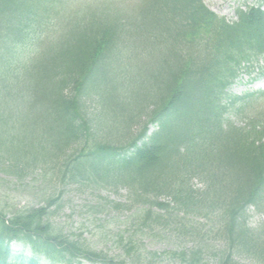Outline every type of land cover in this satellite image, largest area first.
I'll return each instance as SVG.
<instances>
[{"label":"trees","instance_id":"1","mask_svg":"<svg viewBox=\"0 0 264 264\" xmlns=\"http://www.w3.org/2000/svg\"><path fill=\"white\" fill-rule=\"evenodd\" d=\"M82 1L0 0V173L37 168L53 189L123 191L111 206L132 210L141 232L188 234L201 217V244L157 254L118 238L120 256L108 260L51 220L52 193L43 207L0 211V264H203L211 237L221 245L213 264H264V229L247 227V208L264 210V115H248L264 92H228L241 70L264 61V0L230 23L201 0ZM135 74L146 90L135 95L137 115L123 117L115 139H93L104 135L109 79L136 84ZM141 117L158 130L132 132ZM28 121L38 129L25 130ZM195 177L203 190L191 188Z\"/></svg>","mask_w":264,"mask_h":264},{"label":"rangeland","instance_id":"2","mask_svg":"<svg viewBox=\"0 0 264 264\" xmlns=\"http://www.w3.org/2000/svg\"><path fill=\"white\" fill-rule=\"evenodd\" d=\"M83 2L82 0H79ZM202 4L214 15L223 18L227 22L235 20V12L238 9H246L252 6L261 4L260 0H201ZM89 3V0L86 1ZM264 10V5H261ZM138 54V51L136 52ZM157 57L156 60H158ZM158 70L160 67H158ZM132 78V76H131ZM136 80L145 79L141 74H135ZM264 90V78L258 76L257 69L251 70V74L241 73L236 82L229 88L231 94H243L244 92H252L255 90ZM146 90L143 89L139 95H144ZM133 93L126 92L123 82L119 79H109L106 87V93L102 100L100 112L99 127L107 134L112 133L117 127L125 126L121 116L124 112L129 113L130 107L135 100ZM23 101L18 98H11L10 104L17 105L19 108ZM92 113V112H91ZM93 114V113H92ZM264 115V100L251 107L248 115ZM253 118V117H250ZM25 130H37L36 124L26 122ZM98 135V136H97ZM100 135L97 133L93 139L98 141H110L115 139V134ZM2 172V171H0ZM195 189H200L204 184L195 177L191 181ZM52 185L42 175L41 170L34 168L30 171L22 172L20 178L14 175H6L0 173V211L11 216L14 212L24 208H40L45 206L48 195L54 193L58 197V203L50 209L53 211L58 227L62 232L69 236L70 239L79 240L86 244L90 249L100 252L107 257L108 260L120 256L121 247L118 238H124L127 241L131 238L140 242L142 247L151 253H162L164 251H192L196 244H201L199 237L194 234L198 229H202V224L205 223L203 218H196L192 223H188V234H179L178 232L166 234V232H141L135 229V221L129 218V212L124 209H115L111 205L115 203H123L121 198L123 192L118 194H110L106 189L100 192L88 189L89 185L84 184L83 187L69 185L67 187L57 186V189L51 188ZM114 201L108 205L106 201ZM253 207H250L252 209ZM257 219L253 218L250 221L249 227L256 226V229H264V210L263 212L253 208ZM190 218V217H189ZM215 221L216 219H212ZM256 224L254 225V223ZM263 222V223H262ZM259 223V224H258ZM262 223V224H261ZM254 225V226H252ZM260 225V227H259ZM183 233V231H179ZM63 234V235H64ZM206 243L204 254L202 255L203 264H213V253L211 249L217 245V249L221 248L220 243ZM259 250L264 251V239L257 240L256 244ZM12 252L22 251V247L17 244L11 245ZM27 256L28 252H24ZM264 256V254L262 255ZM240 264H253L247 261L244 257L237 258ZM169 260V259H168ZM167 260V261H168ZM80 264H94L84 260H80ZM99 264V263H95ZM161 264H168L166 261Z\"/></svg>","mask_w":264,"mask_h":264}]
</instances>
